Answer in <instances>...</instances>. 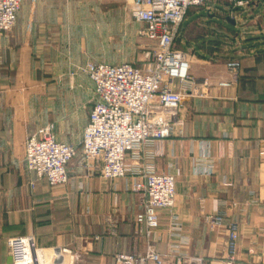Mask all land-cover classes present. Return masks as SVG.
<instances>
[{
	"label": "crops",
	"instance_id": "crops-1",
	"mask_svg": "<svg viewBox=\"0 0 264 264\" xmlns=\"http://www.w3.org/2000/svg\"><path fill=\"white\" fill-rule=\"evenodd\" d=\"M245 1L246 7L229 5L238 12L224 45L215 46L213 35L189 46L181 40L191 78L208 95L185 92L170 138L143 150L148 156L159 149L145 163L176 179V206L158 212L152 240L165 264L180 255L222 262L232 225L239 233L234 264H264V0ZM132 2L23 0L15 28L0 35V264H14L8 241L26 236L39 250H70L75 264H125L143 254L145 241L135 229L143 198L134 186L138 178L106 180L78 161L69 165L67 186L50 187L23 163L27 138L46 126L34 117L28 85L73 82L77 66L94 62L81 36L104 28L107 15L121 8L130 17ZM230 61L240 63L239 78L223 88ZM175 90L183 91L180 84Z\"/></svg>",
	"mask_w": 264,
	"mask_h": 264
},
{
	"label": "built area",
	"instance_id": "built-area-1",
	"mask_svg": "<svg viewBox=\"0 0 264 264\" xmlns=\"http://www.w3.org/2000/svg\"><path fill=\"white\" fill-rule=\"evenodd\" d=\"M218 0H133L129 8L132 21L140 25V35L154 45L147 52L141 67L131 63L111 65L87 62L77 66L73 77L86 76L94 87V104L84 129L79 148L58 142L53 125L39 128L28 137L24 146L23 163L37 178L45 179L50 187L69 184L68 166L79 159V166L106 180L138 178L135 188L142 192V210L135 218L136 234L145 241L142 255L125 258V264H165V258L153 245L158 227V212L172 211L176 206V179L159 174L145 163L161 155V151L145 156V147L159 145L171 136V125L184 106L185 92L206 97L190 75L188 54L175 49L177 35L188 12L206 7ZM237 7H246L245 0H230ZM23 0H0V35L13 31ZM227 88L238 81L240 63L230 61ZM180 84L184 91H176ZM189 89L186 90V88ZM196 174L210 171L194 169ZM207 223L214 229L216 220ZM238 227H229L228 258L215 264H234L238 248ZM14 264H37L38 254L33 237H16L8 241ZM50 264H75L76 255L70 250L54 251ZM176 253V251H175ZM176 264H204L202 258L180 255ZM213 264V263H210Z\"/></svg>",
	"mask_w": 264,
	"mask_h": 264
},
{
	"label": "rangeland",
	"instance_id": "rangeland-1",
	"mask_svg": "<svg viewBox=\"0 0 264 264\" xmlns=\"http://www.w3.org/2000/svg\"><path fill=\"white\" fill-rule=\"evenodd\" d=\"M229 5L230 0H218L206 7L191 9L179 30L175 49H183L181 40L189 46L201 35H213L215 46L224 45L225 28H229V22L235 20V13L238 12ZM112 14L110 17L107 15L104 28L94 32L92 27L91 31L81 36L88 51L94 55L95 59L91 60L111 65L131 63L141 67L147 52L154 45L140 35L142 27L130 19L127 9L121 8L119 15ZM261 21V18L257 20L258 26H261ZM185 24L190 27L188 31L184 28ZM76 76L73 82L64 79L56 83H38L28 85V89L36 97L34 117L45 122L44 125H53L59 140L77 146L80 152L82 130L94 104V87L86 76ZM49 109L52 111L49 112ZM78 161L76 159L70 164Z\"/></svg>",
	"mask_w": 264,
	"mask_h": 264
},
{
	"label": "bare ground",
	"instance_id": "bare-ground-1",
	"mask_svg": "<svg viewBox=\"0 0 264 264\" xmlns=\"http://www.w3.org/2000/svg\"><path fill=\"white\" fill-rule=\"evenodd\" d=\"M55 253L50 251H43L38 254L37 264H50L51 259Z\"/></svg>",
	"mask_w": 264,
	"mask_h": 264
},
{
	"label": "trees",
	"instance_id": "trees-1",
	"mask_svg": "<svg viewBox=\"0 0 264 264\" xmlns=\"http://www.w3.org/2000/svg\"><path fill=\"white\" fill-rule=\"evenodd\" d=\"M183 51V50H182Z\"/></svg>",
	"mask_w": 264,
	"mask_h": 264
}]
</instances>
